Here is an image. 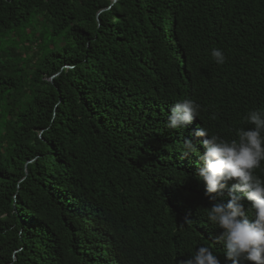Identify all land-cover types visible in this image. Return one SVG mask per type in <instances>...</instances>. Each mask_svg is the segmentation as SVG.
<instances>
[{
    "label": "trees",
    "instance_id": "1",
    "mask_svg": "<svg viewBox=\"0 0 264 264\" xmlns=\"http://www.w3.org/2000/svg\"><path fill=\"white\" fill-rule=\"evenodd\" d=\"M184 99L199 116L167 128ZM252 110L264 0H0V264H180L201 246L231 264L190 134L238 139Z\"/></svg>",
    "mask_w": 264,
    "mask_h": 264
},
{
    "label": "clouds",
    "instance_id": "2",
    "mask_svg": "<svg viewBox=\"0 0 264 264\" xmlns=\"http://www.w3.org/2000/svg\"><path fill=\"white\" fill-rule=\"evenodd\" d=\"M211 56L219 65L226 62L223 51L218 48L211 50ZM200 108L190 99L174 103L166 127L186 128L199 116ZM210 119L216 120L217 115L214 113ZM245 120L253 127L239 129L238 139L231 141L209 135L207 128L200 126L190 135L203 138L200 140L204 149L202 166L196 175L206 185L205 195L211 201L207 216L221 230L216 241L223 243L225 258L231 264H264V179L254 174L264 161V112L249 111ZM183 149L185 156L198 152L190 138L184 139ZM230 181L236 182L228 187ZM225 188H228L226 204L217 201ZM245 197L251 202L247 209L242 202ZM185 222L190 223V219L186 218ZM180 264H220V260L209 247L201 246Z\"/></svg>",
    "mask_w": 264,
    "mask_h": 264
},
{
    "label": "water",
    "instance_id": "3",
    "mask_svg": "<svg viewBox=\"0 0 264 264\" xmlns=\"http://www.w3.org/2000/svg\"><path fill=\"white\" fill-rule=\"evenodd\" d=\"M117 0H113V2H116Z\"/></svg>",
    "mask_w": 264,
    "mask_h": 264
}]
</instances>
